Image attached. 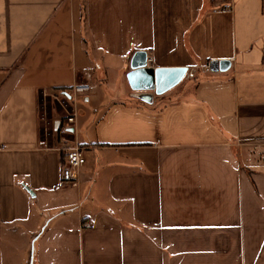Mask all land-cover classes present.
<instances>
[{"label":"crops","instance_id":"obj_1","mask_svg":"<svg viewBox=\"0 0 264 264\" xmlns=\"http://www.w3.org/2000/svg\"><path fill=\"white\" fill-rule=\"evenodd\" d=\"M137 51L181 81L132 89ZM211 59L229 67L185 77ZM64 141L83 147L75 183ZM30 249V264H264V0H0V264Z\"/></svg>","mask_w":264,"mask_h":264},{"label":"water","instance_id":"obj_2","mask_svg":"<svg viewBox=\"0 0 264 264\" xmlns=\"http://www.w3.org/2000/svg\"><path fill=\"white\" fill-rule=\"evenodd\" d=\"M229 60H219L212 64L213 71H222L229 67ZM130 71L127 80L134 90H151L162 94L177 85L185 71L184 67H157L147 65L146 52L137 51L130 59Z\"/></svg>","mask_w":264,"mask_h":264},{"label":"built area","instance_id":"obj_3","mask_svg":"<svg viewBox=\"0 0 264 264\" xmlns=\"http://www.w3.org/2000/svg\"><path fill=\"white\" fill-rule=\"evenodd\" d=\"M231 7H223L222 11H229ZM218 59H211L205 64L200 65L199 67H191L187 70L185 77L192 78L194 77L196 70L199 69L202 72H215L212 70V64L218 63ZM87 78L90 77L89 74L85 75ZM90 84L81 82L76 83L72 86L74 93H85L89 90ZM54 97L56 98L55 94ZM75 119V112H68L65 120L67 123L72 124ZM62 152V166H61V181L62 182H71L75 183L79 179L80 169L85 164V157L83 155V147L77 142L69 144L67 141H64L61 147L59 148ZM88 223H84L83 227H88Z\"/></svg>","mask_w":264,"mask_h":264},{"label":"rangeland","instance_id":"obj_4","mask_svg":"<svg viewBox=\"0 0 264 264\" xmlns=\"http://www.w3.org/2000/svg\"><path fill=\"white\" fill-rule=\"evenodd\" d=\"M123 77V70L122 69H117L116 70V74L114 75V80H116L117 82H121ZM49 96V100H50V106L51 109H61L63 108V106L65 107V103H66V98L64 95L62 94H57L55 95L56 98L54 97V95H47ZM59 120V119H57ZM51 126L54 124V120L52 119L51 121ZM66 125H64V130L63 132L66 133ZM22 260H23V264H30L31 263V249L29 251H27L26 253H22L21 254Z\"/></svg>","mask_w":264,"mask_h":264}]
</instances>
